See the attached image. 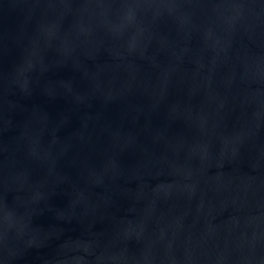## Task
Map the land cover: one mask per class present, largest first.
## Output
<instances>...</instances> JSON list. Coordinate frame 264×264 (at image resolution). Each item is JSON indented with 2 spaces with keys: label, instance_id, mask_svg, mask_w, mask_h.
Instances as JSON below:
<instances>
[{
  "label": "water",
  "instance_id": "water-1",
  "mask_svg": "<svg viewBox=\"0 0 264 264\" xmlns=\"http://www.w3.org/2000/svg\"><path fill=\"white\" fill-rule=\"evenodd\" d=\"M0 264H264V0H0Z\"/></svg>",
  "mask_w": 264,
  "mask_h": 264
}]
</instances>
